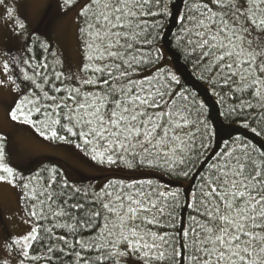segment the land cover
<instances>
[{"label": "snow or ice", "instance_id": "1", "mask_svg": "<svg viewBox=\"0 0 264 264\" xmlns=\"http://www.w3.org/2000/svg\"><path fill=\"white\" fill-rule=\"evenodd\" d=\"M79 2L60 7L67 12ZM182 2L177 48L222 105L231 101L224 115L254 112L264 122V0ZM0 5V19L12 24L27 54L17 59L9 50L0 58V89L15 93L4 105L10 121L45 140L73 137L101 164L190 175L189 165L211 143L209 118L176 72L160 64L155 38L171 14L167 0H84L83 59L67 76L37 54L39 46L56 56L39 28L29 29L7 0ZM51 23L40 14L39 26ZM149 65L154 70L141 75ZM243 126L264 138V127ZM6 140L0 133V184L20 189L30 225L5 238L3 251L16 264H264V150L239 137L205 159L195 189L185 193L183 207L191 211L179 225L178 191L112 180L89 192L58 180L54 169L47 177L25 175L11 164Z\"/></svg>", "mask_w": 264, "mask_h": 264}, {"label": "rangeland", "instance_id": "2", "mask_svg": "<svg viewBox=\"0 0 264 264\" xmlns=\"http://www.w3.org/2000/svg\"><path fill=\"white\" fill-rule=\"evenodd\" d=\"M84 0L65 12L60 5L61 0H7L9 6H15L20 15L27 17L29 29H37L46 35L54 44L56 58L68 75L75 74L81 66V51L79 44V27L77 12ZM47 12L52 18L51 25L41 27L38 19L41 13ZM4 13V6L0 5V15ZM23 40L14 35L12 24L0 19V58L6 56L9 50L17 59L24 57ZM19 82V81H18ZM8 89H0V133L8 136V152L10 162L17 169L31 159H50L70 180L99 177L96 186L100 188L106 184L108 177L116 173L114 169L95 164L86 159L75 144H52L39 138L28 125L10 121L4 111V105H10L12 97ZM119 173V172H118ZM26 206L20 189L7 184H0V259H7L10 264H16L14 255L3 251L6 237L22 235L30 228L24 221L28 219L24 211Z\"/></svg>", "mask_w": 264, "mask_h": 264}, {"label": "trees", "instance_id": "3", "mask_svg": "<svg viewBox=\"0 0 264 264\" xmlns=\"http://www.w3.org/2000/svg\"><path fill=\"white\" fill-rule=\"evenodd\" d=\"M63 2V0H61ZM168 7L171 9V14L161 18V23L163 27L160 29V34L155 38V46L160 49L161 60L160 64L165 65L168 68H171L179 76L181 80V85L187 89L196 99V102L203 103L205 105L204 114L208 117V130L211 134V143L207 151L200 156L199 161L196 163L195 167H191V173L189 176L184 177L182 175L178 176L176 174L169 173L164 169L157 168H132L129 169L123 164L118 165H108L107 163L101 164L97 161L91 159L90 154L82 150V147H79L81 154L89 160H92L95 164L114 169L116 173L107 175L108 180L106 183L112 180L124 181V182H145L147 186L148 182L155 187H159L160 190H169L173 192L180 193V204L181 207L176 209L177 212V225L180 224L181 218L186 222L190 209L183 207L185 203V193H190L196 187L197 180L199 179L197 174L198 170H202L203 167H206L204 161L207 157H210L214 154L215 151H219L224 147L225 142L231 143L235 138L239 137L242 140L254 145L257 149L264 150V138L257 137L252 131L251 128H245L243 124L245 122L251 124L252 127H264V122L255 121L253 116L258 115V113H249L245 112L241 115H224L226 108L231 104V101H228L225 105L220 103V98L213 92V86L207 83L205 80L201 79V71L194 67V64L191 60L186 59L183 53L179 48H177L174 36L180 30V24L176 19V12L179 10L183 12L184 4L182 0H167ZM79 12V11H78ZM77 20L78 27H82V19ZM41 40L46 41L50 45L52 52H55L54 44L46 36H41ZM79 44L81 57L83 59V45L80 39L79 34ZM152 48V46H149ZM24 57L26 58V52L23 50ZM37 54L48 56L51 66L54 67L57 71L63 72L66 76L67 73L64 72L62 66L55 63L57 59L56 56H50L48 53H42L37 46ZM152 55L155 56L156 52L152 50ZM81 59V63H82ZM154 65H149L144 68V71L141 75L147 74L149 71L154 70ZM67 82V81H66ZM216 92H220V89L217 88ZM34 133L41 139L52 144H62L69 143L77 145V141L73 137H68V141H53L45 140L43 137L39 136L38 133L33 129ZM61 135H66V133L61 132ZM5 135V134H4ZM6 140V150L8 151V136ZM207 143V141H206ZM211 162L210 160L208 161ZM54 169L59 175L57 176L58 180L67 179L69 183H74L76 187L87 189L89 192L92 189L99 190L100 187L96 186V182L99 180V177H90L88 181H83L86 179L79 178L77 181L70 180L66 178L60 168L53 164L50 159L36 158L31 159L26 162L18 170H22L25 175H32L37 171H40V174L44 177L49 175L48 170ZM119 172V173H118ZM105 185V184H104ZM27 203V202H25ZM57 234H61L59 231ZM59 264V262H56Z\"/></svg>", "mask_w": 264, "mask_h": 264}]
</instances>
